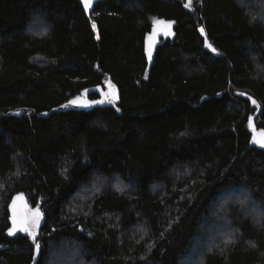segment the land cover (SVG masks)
<instances>
[{
	"label": "trees",
	"instance_id": "trees-1",
	"mask_svg": "<svg viewBox=\"0 0 264 264\" xmlns=\"http://www.w3.org/2000/svg\"><path fill=\"white\" fill-rule=\"evenodd\" d=\"M186 4L102 0L88 17L80 0H0V264H48L65 245L86 264H184L237 194L263 216L228 203L235 236L201 262L264 264V148L236 94L264 130V0ZM163 20L176 24L149 67ZM108 81L109 102L69 103ZM18 193L41 207L35 241L8 233Z\"/></svg>",
	"mask_w": 264,
	"mask_h": 264
},
{
	"label": "water",
	"instance_id": "water-1",
	"mask_svg": "<svg viewBox=\"0 0 264 264\" xmlns=\"http://www.w3.org/2000/svg\"><path fill=\"white\" fill-rule=\"evenodd\" d=\"M99 1H102V0H92V4L89 6V8L85 9L82 0H80V2L82 3L83 9H84L85 13L88 15V17H91V14L94 11L95 4L98 3ZM92 23L95 24V28H93V30L96 33V39L99 40L100 35H99V30L97 28V25L94 21H92ZM175 24H176V21L165 20L162 24H159L156 28L152 29L150 32H148L145 35V37H144V54L146 56L147 63H148L149 67H151L153 62H154L155 54H156L157 48L161 42V38L165 35L170 34L172 31V27ZM201 29H203V32H201ZM198 31H199L200 36L204 39L205 47H207V44H211L210 39L207 35V31H206L205 26L200 25L198 27ZM206 42H207V44H206ZM207 48H209V47H207ZM149 49L152 52L151 59H149V56H148ZM90 92H96L99 95H104L105 93H112V92L115 93L114 89H112L106 83H104V85L98 84L96 86H92V87L84 89L80 103L75 104V105L78 106L79 108H82V109L91 108L93 106V101L89 97ZM236 94L245 96L246 98L250 99L252 101V103H253V101L255 102L253 104L256 106L257 109H256V112L250 117V127H251V130H252L253 135H254L255 143H257V145H259L261 148H264V146H262V142H264V132H260L256 128L255 123H254V120L259 116L260 110H261L259 102L252 95H250L248 93L238 91V92H236ZM115 96H116V93H115ZM36 210H39L41 212V207L37 206V207L32 208L24 193L16 194L12 198V200L9 204V214H10V219H9L10 227H9V229L13 228V223H12L13 215H15L17 217V220H19L21 217L26 216V215H30L32 212H35ZM9 229H8V233H9ZM21 232H24V231H22L19 224H17L15 231L12 234V236L17 235Z\"/></svg>",
	"mask_w": 264,
	"mask_h": 264
},
{
	"label": "rangeland",
	"instance_id": "rangeland-1",
	"mask_svg": "<svg viewBox=\"0 0 264 264\" xmlns=\"http://www.w3.org/2000/svg\"><path fill=\"white\" fill-rule=\"evenodd\" d=\"M161 22L162 21H158L154 27L159 25ZM107 85L110 86L112 89H114L115 93H117L116 88L109 81L107 82ZM111 98H112L111 96H105L104 94V95H99V97L96 99H92V101L94 104L105 103V102H109ZM81 99L82 96L76 98L74 101H76V104H78L80 103ZM260 132H264V130L262 131L260 130ZM81 193L77 194L75 198L80 200L85 199L86 195H81ZM229 197H222L220 199L213 213L215 217L214 222H212L209 225L207 229L206 237L197 243L198 245L196 249L189 257H187V259H185L184 264H202L201 262L202 254L205 253L207 250H209L211 246H214L218 243L226 242L234 238L236 230L232 227L231 224L232 221L231 218L229 217L230 214L226 209V205L233 203L235 205H238L240 209H243V211H245L246 213H252L254 216H260V215L263 216L262 211L258 210V207L253 205L251 203V200L247 199V197L244 194H239V195L237 194L236 197L230 198L231 201L228 200ZM240 200H244L246 203L243 206H241V204L239 203ZM38 227L36 228V230L38 229ZM48 264H86V263L83 257H81L80 252L71 249V246L65 245L63 252L59 251L58 253H52V257L50 258Z\"/></svg>",
	"mask_w": 264,
	"mask_h": 264
},
{
	"label": "snow or ice",
	"instance_id": "snow-or-ice-1",
	"mask_svg": "<svg viewBox=\"0 0 264 264\" xmlns=\"http://www.w3.org/2000/svg\"><path fill=\"white\" fill-rule=\"evenodd\" d=\"M82 2L84 4L85 9H88L89 6L92 4V0H82ZM190 3H191V0H189V4H186L185 6L186 7L190 6ZM253 19H255V16H253ZM37 23H39V21H37ZM93 28H95V24H93ZM201 32H203V29H201ZM206 44H207V42H206ZM207 47L211 48L213 52L216 51L215 48H212L211 44H207ZM148 56H149V59H151L152 52L150 49L148 51ZM105 96L114 97L115 93L114 92L105 93ZM69 103L74 104V103H76V101H70ZM253 103H255V102L253 101ZM116 110L119 111V108H117ZM262 146H264V142H262ZM117 190L120 191L122 189L118 187ZM239 203L241 204V206H243L246 202L244 200H240ZM41 215L42 214L40 213L39 210L32 212L30 215L23 216L19 220H17V217L15 215H13V218H12L13 228L9 229V235H12L14 233L17 224H19L22 231L33 234V240L35 241L36 237H35L34 233H35L36 228L39 225ZM227 242L230 243L231 241H227ZM34 247H35V251L37 253H39L40 244L38 242H36Z\"/></svg>",
	"mask_w": 264,
	"mask_h": 264
},
{
	"label": "bare ground",
	"instance_id": "bare-ground-1",
	"mask_svg": "<svg viewBox=\"0 0 264 264\" xmlns=\"http://www.w3.org/2000/svg\"><path fill=\"white\" fill-rule=\"evenodd\" d=\"M164 21H165V20H163L160 24H162ZM157 26H158V25H157ZM157 26H156V27H157ZM156 27H154V28H156ZM154 28H153V29H154ZM172 28H173V27H172ZM170 34H171V33H170ZM170 34H168V35H170ZM165 36H166V35H165ZM161 39H162V38H161Z\"/></svg>",
	"mask_w": 264,
	"mask_h": 264
},
{
	"label": "flooded vegetation",
	"instance_id": "flooded-vegetation-1",
	"mask_svg": "<svg viewBox=\"0 0 264 264\" xmlns=\"http://www.w3.org/2000/svg\"><path fill=\"white\" fill-rule=\"evenodd\" d=\"M171 33H173V28H172V31H171Z\"/></svg>",
	"mask_w": 264,
	"mask_h": 264
}]
</instances>
